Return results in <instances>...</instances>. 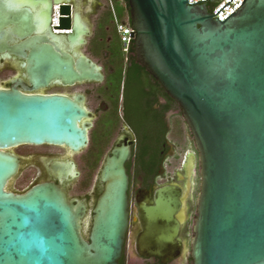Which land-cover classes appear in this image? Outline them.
I'll list each match as a JSON object with an SVG mask.
<instances>
[{
	"label": "water",
	"instance_id": "obj_1",
	"mask_svg": "<svg viewBox=\"0 0 264 264\" xmlns=\"http://www.w3.org/2000/svg\"><path fill=\"white\" fill-rule=\"evenodd\" d=\"M128 1L136 61L177 103L199 155L192 264H264V0H244L223 22L205 4L191 6L188 0ZM38 2L0 0L23 8L12 14L17 32L36 35L27 42L35 85L104 82L100 64L85 55L76 60L78 53L61 54L47 43ZM54 5L60 29L72 31L73 48L90 27L84 20L72 26L70 0H54ZM94 118L84 95L0 90V264H120L130 225L126 163L133 142L123 140L106 157L98 174L102 191L91 210L86 199H71L56 182L22 194L7 189L20 169L9 149L50 145L81 152L90 143ZM189 158L186 187L166 186L147 203L150 207L140 204L142 257L166 264L181 255L194 154ZM52 176L76 178L77 167L54 162ZM89 213L86 239L83 223Z\"/></svg>",
	"mask_w": 264,
	"mask_h": 264
},
{
	"label": "flooded vegetation",
	"instance_id": "obj_2",
	"mask_svg": "<svg viewBox=\"0 0 264 264\" xmlns=\"http://www.w3.org/2000/svg\"><path fill=\"white\" fill-rule=\"evenodd\" d=\"M70 1L73 8V19L71 23L72 26L75 24L79 25L81 21L84 20L90 27V33L80 36L75 42L73 48H71L68 37L71 35L72 31H64L60 29V24L55 25V15L57 11L55 9L56 6L54 5V0H39L37 4L40 6L39 11L42 13L41 21L43 22L45 28V36H48L49 38L47 43H52L54 46H58L59 53L61 54L67 52L74 54V52H76L78 53L77 57L75 58L76 60L82 55H85L91 58L97 64L101 65L99 59L97 60L93 53H91L89 46L93 39L98 36L99 28L101 27L104 18H106V6L101 2V0ZM206 8L210 13L209 7L206 6ZM22 9V7L0 3V90H11L16 88L25 94L31 95L58 94L69 97L84 95L87 101L89 97H93L100 102L98 110L96 112L91 111L95 117L92 120L94 128L100 113L104 109H107L100 99L103 82H83L71 86L64 84L62 80H54L49 82L47 85L36 86L31 76L32 65L30 56L32 53V48L27 45V42H29V40H31V38L36 35L23 36L20 32H17L14 29V25L11 23L13 21L12 14L17 13ZM86 17H91V21L88 22ZM58 18L60 22L61 16L59 15ZM53 35H56L60 40H53ZM81 40H85L86 44H80ZM126 127H128V130ZM123 140H127L128 143H134L132 148V157L126 163L127 172L130 179L128 191L130 225L123 253L125 262L127 263V258L130 257L131 259L139 262V264L162 263L157 257L146 258L140 256L138 253L137 241L140 235L143 233L142 223L140 220V204H147L149 201L154 202L156 193L166 186L180 184L183 187H186L189 183V178L186 175L184 165L189 163V155L194 154L193 173L192 178L190 179L191 188L187 199V220L180 233V237L182 239L181 255L175 261L166 263L174 264L175 262L179 261L181 264H192L191 240L194 236L192 229L193 221L197 216V198L200 190L201 180L199 155L193 137L187 136L186 142H182L180 144H176L172 141L165 142L158 149L156 156L157 164L151 176L139 175L137 177L134 175L137 172V164L133 158L136 149L139 147V141L136 137V134L127 123L123 122L117 129L115 138L110 145L111 148L109 147V151H106L104 161L115 145L122 143ZM87 149L88 147L78 153H74L65 147L50 145H21L9 149L8 152L15 155L20 160L19 173L14 180L22 175L27 164L30 169L36 170L35 176L32 178L33 180L31 182L30 188L39 183L56 182L69 194V197L73 199L75 197H72L70 187L75 185L81 189V186L87 177V164L89 159ZM84 151L86 152L84 153ZM181 153H183L182 156ZM78 155H80V157L78 160H76L75 157ZM104 161L101 163L100 169L102 168ZM54 162L74 163L77 167L78 176L76 178H72L70 176L66 180L55 181L52 176V164ZM170 169H172V171H170ZM99 171L94 179V185L96 187L94 202L102 191V186L98 182ZM180 174L183 176L182 178ZM28 178H30V176H28ZM9 185L7 187L8 191L18 193L14 190H11ZM150 192L152 193L151 199L149 198ZM78 199H86L91 210L92 206L88 195H86L84 198ZM147 206L150 207V204H147ZM89 217L90 213L88 218Z\"/></svg>",
	"mask_w": 264,
	"mask_h": 264
},
{
	"label": "trees",
	"instance_id": "obj_3",
	"mask_svg": "<svg viewBox=\"0 0 264 264\" xmlns=\"http://www.w3.org/2000/svg\"><path fill=\"white\" fill-rule=\"evenodd\" d=\"M111 3L117 20L131 24L129 1L111 0ZM105 12L106 18L89 49L103 67L105 79L100 99L107 109L100 113L90 133L87 177L82 191L90 187L123 122L131 127L139 141L133 158L137 164L135 177L151 176L157 164L158 149L165 142H186L190 130L177 103L137 63L133 41L127 53L123 50L110 5ZM84 236L88 238L85 233ZM120 264H126L124 257Z\"/></svg>",
	"mask_w": 264,
	"mask_h": 264
},
{
	"label": "rangeland",
	"instance_id": "obj_4",
	"mask_svg": "<svg viewBox=\"0 0 264 264\" xmlns=\"http://www.w3.org/2000/svg\"><path fill=\"white\" fill-rule=\"evenodd\" d=\"M101 2L104 3L105 6H108L110 4V0H101ZM86 19L88 22L91 21V17H86ZM81 89H84V88H81ZM99 104H100V102L97 101L96 99H94L93 97H89V99L87 101V106L92 112H96L98 110ZM188 129H189V127H188ZM188 132H189L188 137L189 136L191 137L192 135H191L190 130ZM178 144H180V143H178ZM110 148H108L107 151H109ZM85 152L86 151H84V153ZM182 155H183V153H181V156ZM79 157H80V155L76 156L75 159L78 160ZM35 171H36L35 169H30L26 164L22 175L10 183V185H9L10 189L14 190L20 194L28 191L29 188L31 187V182L33 180L32 178L35 176ZM170 171H172V169H170ZM28 176H30V178H28ZM96 176H97V173L94 175L93 181H92L90 187L86 191H82V189H79L75 185L71 186L70 190H71L72 197L84 198L86 195H88L90 197L91 206L94 205L95 191H96V187L94 185V179ZM90 229H91V217H89L85 220L83 233H85V235L88 236L90 233ZM126 264H139V262L128 257ZM174 264H181V263L178 261V262H175Z\"/></svg>",
	"mask_w": 264,
	"mask_h": 264
},
{
	"label": "built area",
	"instance_id": "obj_5",
	"mask_svg": "<svg viewBox=\"0 0 264 264\" xmlns=\"http://www.w3.org/2000/svg\"><path fill=\"white\" fill-rule=\"evenodd\" d=\"M201 1H203V2H201ZM230 1L231 0H222L219 3H210V2H207L205 0H188V3H189V5L190 4H194V5H191V6H198V5H201V4H205V6L209 7L210 13L212 15H214V18H216V19L218 18L221 22H223L230 15H232L235 11H237V9H240L241 4L243 3L244 0H232L231 2ZM198 2H200V3H198ZM195 3H197V4H195ZM109 5H110L111 10H112L113 15H114V20H115V24H116V27H117V32L119 33L123 50L127 53L129 51V49H130L131 44H132L131 41L133 40V37H131V32H134V29L131 26V24L120 23L117 20V18L115 16L113 5L111 3V0H110V4ZM55 9L57 11V13L55 15V21H56L55 25H59V20H58L59 18L58 17H59L60 14H59L58 7H56ZM217 12H219V13L217 14Z\"/></svg>",
	"mask_w": 264,
	"mask_h": 264
}]
</instances>
